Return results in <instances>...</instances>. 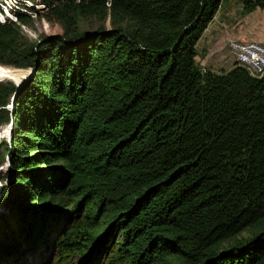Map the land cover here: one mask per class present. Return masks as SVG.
<instances>
[{
  "label": "trees",
  "instance_id": "obj_1",
  "mask_svg": "<svg viewBox=\"0 0 264 264\" xmlns=\"http://www.w3.org/2000/svg\"><path fill=\"white\" fill-rule=\"evenodd\" d=\"M221 1L43 0L124 25L37 43L29 14L0 22V68L32 69L0 81L17 189L0 264H264V73L195 62Z\"/></svg>",
  "mask_w": 264,
  "mask_h": 264
},
{
  "label": "rangeland",
  "instance_id": "obj_2",
  "mask_svg": "<svg viewBox=\"0 0 264 264\" xmlns=\"http://www.w3.org/2000/svg\"><path fill=\"white\" fill-rule=\"evenodd\" d=\"M29 1L31 2V7L39 11V15L31 14L30 12L32 11L27 8L26 11L30 13L31 20L25 24L19 23V26L23 36L31 42L37 43L41 40L64 35L65 30L67 29L75 30L76 32L91 33L99 28L110 29L113 26L124 25L123 22L119 24L113 23L108 12L107 14L100 12L87 16L75 13L73 14V22L68 25L60 18L49 15L50 10L43 5V0ZM26 2L27 0H19L20 4L18 6L20 7L15 10H22L21 7H24V4H27ZM247 13L248 12L245 11L242 6L241 0H222L220 12L216 13V17L218 18L217 22L220 26L221 32L218 31L219 27H216V35L211 37V34H208L197 44L198 56L195 57V62L199 68L213 69L220 72L226 71L232 65V62L230 61L231 59L228 56V42L231 39L236 38L242 40L243 38H247L248 34L250 35L251 33H254V31H260L264 34V25L262 27H257L255 25L256 23L258 24V21L261 19L257 18L258 21H256L255 18H247L245 16ZM7 18L5 17L3 20ZM9 18L15 20L13 15ZM261 24L262 23H259L258 25ZM207 45L211 46L210 50H208L210 55L206 61H203L204 55L202 52L207 51ZM9 67V70H15L17 72H10L0 68V81L8 80L14 84L16 83V90L19 91L20 88L23 87V85L29 80L32 74V69L27 68L19 70L22 68ZM10 77L13 79H7ZM6 107L9 109L7 105ZM13 124L14 122L11 116L1 119L0 121V151L2 152L4 148L11 143ZM11 163L12 162L7 155L0 162V223L4 220H9V211L11 210L12 204H14L15 198L17 197V189L15 187H10L11 184L14 183V177L11 172ZM247 234L248 231L245 230L238 237H245ZM10 262L11 260L9 258L7 260V264Z\"/></svg>",
  "mask_w": 264,
  "mask_h": 264
},
{
  "label": "built area",
  "instance_id": "obj_3",
  "mask_svg": "<svg viewBox=\"0 0 264 264\" xmlns=\"http://www.w3.org/2000/svg\"><path fill=\"white\" fill-rule=\"evenodd\" d=\"M0 17L2 20L0 22H4L11 15L15 17L16 12H25L30 15L32 13L33 7H31V2L27 0V4H24V7H21L22 10L16 11L20 6H18L19 0H0ZM9 2V3H8ZM44 5V4H43ZM7 8V13L9 16H3L4 10ZM27 8L32 12L28 13ZM7 18L3 20L4 18ZM13 20V21H15ZM228 56L231 59V62H238L242 64L246 71L252 76H261L264 73V42L254 41V40H239V39H231L228 42Z\"/></svg>",
  "mask_w": 264,
  "mask_h": 264
},
{
  "label": "crops",
  "instance_id": "obj_4",
  "mask_svg": "<svg viewBox=\"0 0 264 264\" xmlns=\"http://www.w3.org/2000/svg\"><path fill=\"white\" fill-rule=\"evenodd\" d=\"M220 7H221V4H220L219 9L217 10L216 13L220 12ZM216 16H217V14L214 15L212 21L207 25L206 29L202 33V35H201L200 39L198 40L197 44L199 43L200 40H202L203 37H205L208 34H211V37L216 35L217 34V32H215L216 27H219L218 31L221 32L220 26L218 25V22H217L218 18ZM245 16L247 18H255L256 21H258L257 18H260L261 20L258 21V24L262 23L261 25H258L257 23L256 24L254 23L257 27H262L264 25V8L256 7L255 9H253L250 12H248L247 14H245ZM221 19H224V18H221ZM233 39H236V38H233ZM242 40H254V41L264 42V34L262 32H260V31H254V33H251L250 35L248 34V37L247 38H243ZM210 48H211V46L207 45V48H206L207 51H203L202 52V54L204 55L203 56V61H206L208 59V57L210 55V52H208V50H210Z\"/></svg>",
  "mask_w": 264,
  "mask_h": 264
},
{
  "label": "snow or ice",
  "instance_id": "obj_5",
  "mask_svg": "<svg viewBox=\"0 0 264 264\" xmlns=\"http://www.w3.org/2000/svg\"><path fill=\"white\" fill-rule=\"evenodd\" d=\"M0 19H2V17H0Z\"/></svg>",
  "mask_w": 264,
  "mask_h": 264
},
{
  "label": "water",
  "instance_id": "obj_6",
  "mask_svg": "<svg viewBox=\"0 0 264 264\" xmlns=\"http://www.w3.org/2000/svg\"><path fill=\"white\" fill-rule=\"evenodd\" d=\"M16 84V83H15ZM17 89V88H16Z\"/></svg>",
  "mask_w": 264,
  "mask_h": 264
}]
</instances>
